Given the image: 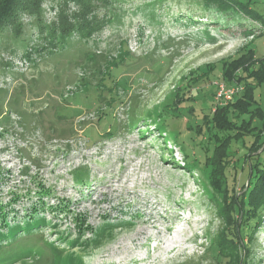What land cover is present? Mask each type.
<instances>
[{
    "label": "rangeland",
    "instance_id": "obj_1",
    "mask_svg": "<svg viewBox=\"0 0 264 264\" xmlns=\"http://www.w3.org/2000/svg\"><path fill=\"white\" fill-rule=\"evenodd\" d=\"M196 5L116 0L99 38L61 39L52 53L28 60L27 69L11 50L43 44L38 29L54 15L44 9L41 20L25 19L20 38L7 29L0 33V208L8 207L13 225L39 217L28 230L11 227L8 243L0 242L7 243L1 264H56V251L80 257L81 264H217L211 246L229 230L217 212L225 206L224 192L211 184L210 171L187 167L184 145L205 138L192 134L188 122L204 124L218 102L216 85L224 82L220 60L251 39L243 30L259 27L246 20L243 27L216 30L205 17L191 24L184 15L198 12ZM251 6L264 15V0ZM252 44L264 56V36ZM211 63L202 88L180 89L178 107L186 117L167 116L182 78ZM255 94L264 111V84ZM255 109L231 118L237 127L263 129ZM245 140L232 141L229 154L228 185L238 190L245 143H258L253 136ZM204 151L193 148L202 164ZM150 220L157 227L149 231ZM178 235L182 242L167 251L162 242ZM250 239L241 263L264 264V212Z\"/></svg>",
    "mask_w": 264,
    "mask_h": 264
},
{
    "label": "trees",
    "instance_id": "obj_2",
    "mask_svg": "<svg viewBox=\"0 0 264 264\" xmlns=\"http://www.w3.org/2000/svg\"><path fill=\"white\" fill-rule=\"evenodd\" d=\"M115 1L0 0V33L7 29L13 36L20 38L24 34V20L27 18L41 20L44 9H49L54 15L53 20L48 25L41 24L38 29V33L42 36L40 40H43L45 45L36 40V44L29 43L21 50H11L12 55L30 61L40 59L52 53L51 49H58L61 39L73 38L74 36L84 40L99 38V35L111 22L109 11ZM188 1L197 4L199 10L198 12L188 11L185 13L184 17L190 18L191 24H203L205 17L207 25H212L216 30L223 27L231 31V27L234 25L243 27L246 20L257 23L259 27L258 31L249 27L243 30V38L247 39L251 36V39L239 48L234 56H227L220 60V63L223 64L222 79L225 83L220 81L218 86L216 85L217 92L220 85H224L229 90L234 89V92L229 99L226 98L225 94L218 96L216 92L218 102L212 112L205 115L203 125L188 122V130L192 134L196 133L205 138L197 141L196 144L191 143L192 148L184 145L187 150L183 152L188 168L195 166L201 170V173L206 170L210 171L208 175L211 184L224 192L225 206L218 207L217 212L224 219L225 226H228L229 230L220 233L218 240L212 244L211 248L215 247L218 251L217 257L220 264H237V258H242L243 254L246 253L247 243L251 240L250 236L253 228H255V223L259 221L264 212L262 209L264 207V147L261 145V140L264 138V128L252 127L249 124L237 127V123L232 120L231 115L235 117L238 113L246 112L250 106H253L256 107L254 114L262 120L264 125V111L261 104H258L255 94L257 88L264 84V56L260 57L252 44L256 37L264 36V15L251 6L253 0L247 3L242 0ZM209 30H204L208 36ZM45 32L46 36H44ZM214 67V63L207 64L198 71L190 72L189 77L182 78L177 90L178 100L173 105L166 107L167 116L169 114L178 116V118L186 117V114L178 107L182 99L180 89L184 90L183 94L189 88L199 90L208 78L206 68L214 71ZM212 85L215 88L213 83ZM194 110L195 107L188 109V113H193ZM166 134L169 135L167 131ZM250 136L258 140V143L252 142L250 145L245 143L244 147L247 152L244 153V164L241 170V176L245 178L244 182L241 184L240 190L235 186L230 188L227 174L230 171L228 170L230 163L233 161L229 157L232 141L239 143L240 140H245ZM191 140L194 141V138L192 137ZM197 146L206 152L204 164L199 162L197 153H193V148L196 150ZM241 149V147L238 148V153H241ZM259 150H261V154L257 157ZM199 151L202 153L201 150ZM172 156H175V153H172ZM202 165L205 166L201 168ZM8 211L10 210L6 205L1 206L0 242L7 240L5 236L11 227L18 226L17 228L28 230L29 225L39 221V217H37L33 222L13 225L10 220L15 218L14 216L7 218ZM37 213L38 211L33 215H37ZM240 216L241 222L239 223ZM5 242L8 243V241ZM7 243L0 244V250L7 246ZM55 255L57 256L56 264H81L80 257L78 259L74 255H67L66 258H62L59 251H56ZM241 258L239 264H245L244 262L241 263ZM218 262L217 264H219Z\"/></svg>",
    "mask_w": 264,
    "mask_h": 264
},
{
    "label": "bare ground",
    "instance_id": "obj_3",
    "mask_svg": "<svg viewBox=\"0 0 264 264\" xmlns=\"http://www.w3.org/2000/svg\"><path fill=\"white\" fill-rule=\"evenodd\" d=\"M150 207L152 208H156L157 205L154 203V204H150ZM149 221V220H148ZM160 222H157V224H159ZM146 227L149 226V231L154 229V227H157V225L153 224L150 220V223H145ZM173 227V226H172ZM142 228V227H141ZM143 230V229H142ZM161 230V229H160ZM169 230V229H168ZM176 231V230H174ZM140 232V231H139ZM139 232L137 235H139ZM143 233V232H142ZM160 233V232H159ZM142 239H138V241H141ZM150 240V239H149ZM181 238H180V235L176 236L175 238H172V239H167L165 240L163 243V245H165V249L168 250H171V251H174L177 249V247L179 246V244L181 243ZM146 246H148V244H146ZM126 248V247H125Z\"/></svg>",
    "mask_w": 264,
    "mask_h": 264
},
{
    "label": "built area",
    "instance_id": "obj_4",
    "mask_svg": "<svg viewBox=\"0 0 264 264\" xmlns=\"http://www.w3.org/2000/svg\"><path fill=\"white\" fill-rule=\"evenodd\" d=\"M12 58H14V60H18V61H21V62H19L20 64H21V67L22 68H25V69H27L28 68V66H30V63H29V61L26 59V58H21L20 56H15V55H12ZM19 63H16V65L14 66L13 65V68L14 67H16V68H18V64ZM10 65H12V62H10ZM220 89L221 90H219L220 91V95L221 94H225V96H226V98L227 99H229L230 98V96L233 94V92H234V89H226L225 87H224V85H220ZM1 126V125H0ZM4 127V126H3ZM2 127V128H3Z\"/></svg>",
    "mask_w": 264,
    "mask_h": 264
}]
</instances>
